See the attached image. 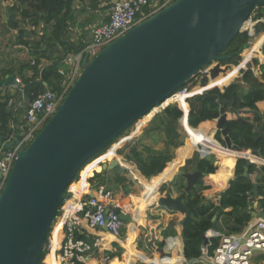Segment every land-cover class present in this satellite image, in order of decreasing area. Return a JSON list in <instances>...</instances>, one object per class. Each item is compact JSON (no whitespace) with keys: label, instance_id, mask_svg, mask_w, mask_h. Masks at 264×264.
<instances>
[{"label":"water","instance_id":"95a60500","mask_svg":"<svg viewBox=\"0 0 264 264\" xmlns=\"http://www.w3.org/2000/svg\"><path fill=\"white\" fill-rule=\"evenodd\" d=\"M259 5H264V0L172 1L93 58L84 56L82 71L57 112L27 146L17 136L4 144L11 132L0 135V146L17 145L19 150L0 193V264H39L48 232L69 196L66 189L81 167L205 68L214 65L209 75L203 76V82L227 74L232 65L225 61L242 55L264 33L263 14L261 24L254 26L243 47L223 53L237 34L245 30V22ZM261 51L264 52V42ZM16 77L11 74L5 85L16 83ZM230 84L236 88L231 99L222 102L217 129L221 130L226 145L233 147L225 107L229 106L239 116L234 104L241 96L243 83L235 79ZM257 127L256 140L264 138L263 121ZM234 149L239 150L237 146ZM250 152L264 158L261 149ZM245 157L238 155L237 159ZM118 163L114 160L107 167L112 169ZM252 166L262 172L248 160L245 175ZM201 175L199 170L183 173L186 186L181 194L174 197L168 193L157 202L158 206L174 210L170 202L177 198L176 202L182 203L195 190ZM257 192L256 187L251 190L249 204ZM251 215L264 217V212L253 211ZM121 217L130 219L126 215ZM216 218L217 215L213 216L211 227ZM208 235V232L203 235L204 247L210 243ZM149 244L160 258L168 257L165 247L154 246V239ZM202 260H206L203 252L188 261L194 264Z\"/></svg>","mask_w":264,"mask_h":264},{"label":"crops","instance_id":"0c3cea01","mask_svg":"<svg viewBox=\"0 0 264 264\" xmlns=\"http://www.w3.org/2000/svg\"><path fill=\"white\" fill-rule=\"evenodd\" d=\"M6 1L9 0H0V29H2L0 30V77L4 78L6 82V79L11 74H16V76L20 78L21 83L19 84L9 83L5 85L4 82V84L0 86V95L1 96L9 95L10 96L9 99H13L11 104H9V100L7 102V108L12 113L10 122L8 123L7 133L2 134L0 132V135L3 136H7L8 132H11L10 137L4 140V144L9 142L13 137L17 136L21 138L22 136L23 130L21 129L22 126H24L25 124L26 107L28 102L30 101L29 96H27L26 93L24 92V83L22 81V76L25 75L26 77H32L34 75V70L32 69V66L35 65L36 58L32 53L34 51L32 47V43L35 39L36 40L39 39V35L38 36L33 35L29 37L26 34H24L23 36L20 37V33L18 32L19 27L16 28L15 22L10 20V13L8 8V7H12L15 4V1L10 0L11 2L10 6L5 7ZM110 2L111 0H102L97 5L94 4L92 5L90 0L77 2L76 18L74 22L70 24L68 35H66L62 43H59L56 46L55 50L48 52L47 56L41 58L40 64L38 65L39 69L42 66L50 65L55 59H58L60 61V68H68V70H70L72 67H70V65L66 63L64 59L68 54L75 55L78 52L80 46L83 43V40L85 39L87 40L89 38V30L91 26L99 24L101 22L108 21L109 12H110ZM258 12L259 10L257 9L256 15ZM257 19L260 20V22H258L257 25L261 24V21L263 20V15L261 18H257ZM16 20L19 22L18 18ZM20 26L29 28L28 24H25V26L20 24ZM43 27H45V24H40L38 27L35 28V30L42 31ZM259 39L260 40H256L255 44H252V47L249 50H247V51L252 50L253 51L252 57L257 58L260 61V65L253 67L254 75L257 77H259L262 74L261 64H264V52L261 51V46L264 42V33L262 34V37H260ZM252 57L247 58L245 52V58L248 59V62L246 63V66H241L239 72L241 70V72L244 73L243 68H246L247 65L251 63ZM238 65H234L232 68H235V66ZM240 65L238 67H240ZM234 71L235 72H230L229 75L231 81L238 74V71L236 70ZM213 81L214 80H212L211 82ZM240 81H242V78ZM242 83L243 86L241 88V91L246 86L244 81H242ZM225 112L227 114L228 120L240 116H248V115L252 116L255 113L254 111L245 112V113H242L240 111L239 116H237L236 114L231 112L229 106L225 107ZM259 113L261 115H264L263 111ZM143 119L144 118L138 120L135 123L136 126L134 130H131L123 137H121L122 136L121 135L120 136L121 138L119 137L118 140L116 139L117 143H115L116 140L112 143L113 146L110 149L107 150L105 149L106 151L104 150L103 151L104 153H102L98 157L92 158L91 160L86 162L84 166H82L80 169L81 171L83 168L82 173L86 172L85 177H86V182L88 183V188L84 190L85 193L83 192L81 193L82 196L91 195L93 190H95L97 186L103 184L108 187H111L112 189L115 190V192H117V197L119 196L117 199L119 200V202H121L122 199L124 198H126V200H129V196L132 200L131 202H133V199L136 196V189L143 187V189L140 190L139 195L137 196L138 197L137 199L143 198V201L141 202L140 210L137 212L136 216L132 210L133 215L131 221L133 222L135 217L134 222L136 223L138 229H132L131 231H129L130 228H132V226H130L131 224L127 225L128 222L127 220L124 228L118 233H112L104 227L100 229H93L88 226L86 220L83 222V225L81 226L80 235L92 240L96 238L101 240V246H98L97 248H94L89 252H87L86 264H91L92 262H96L97 264H112V260L114 259H116L118 261V264H120L125 261V258H129V257H135V261L136 258L138 257L142 260H149L148 256L145 255L142 248L145 247L151 252H157L154 249V247H151L149 244V242L152 241L153 239H154V246L165 247L167 255L169 257V251L167 249L168 240L173 236L175 237L176 233L177 235L179 233V235L175 242V246L176 248L181 250V252H183L184 249V240L182 235L183 225H181V223L182 220L185 218L186 214L181 213L182 215L181 217L176 210H169L163 206H155L150 209L147 208V210L146 207L149 206V204L154 201L158 202L159 198L167 196L168 193L172 194L174 197H178L181 194V192L184 190V187L186 186V179L185 177H183V173L193 172L198 170L197 168L193 167L192 164H187L188 160L194 158L196 154H198L201 158H205V156H202L197 150L196 143L202 142L203 144L210 145L215 150H218V152H213L214 154L210 153L206 155V157L207 156L215 157L216 159L215 164L218 167L216 174H209V175H217L219 178V181L216 179L217 181L216 185L214 184L211 186V188L207 187L206 189L203 190V195L206 197L207 201H211L212 199L213 200L218 199L221 191L226 190L228 188L229 180L234 177L232 173L230 176L228 174L230 173V168H233L235 158H237L238 155H245L248 157L245 158L251 161H253L254 159L255 153L250 152V149L248 150L234 149L235 145L233 143H232L233 147H228L226 145L225 139L221 134V130L217 129L218 119H214L212 121H207L204 123L202 127L206 129L207 132L203 130L202 127L200 129H197L202 135L206 137L208 136L209 141L206 140L205 138L199 139L197 141L194 139V136H192L190 132L187 130L191 135L190 138L183 124L179 121V132L181 134L179 138L180 144L175 147L165 146L164 133H162V139H161L162 141L158 145L156 143V139L159 138L157 137L158 134L151 132L153 133V135H151V133L150 135L153 137V141L155 143L154 145L148 144V141L151 140V137L148 136L147 139L146 138L144 139L143 131L145 128L151 125V122L154 118L152 119L149 118V120L143 126H141L139 125V123L143 121ZM17 130H18V135L16 134ZM192 130L194 129L192 128ZM197 135L199 136V134ZM141 136L143 137V141L141 142L143 143V145L142 146L137 145V142L135 145L137 146L139 153L142 152L144 156L150 154V152L146 151V148L148 146H151L153 151L167 150L172 154V159L167 163L166 168L161 173L154 175L152 177H145L141 174L135 162L136 158L131 153L132 146L130 147V143H135L134 140L137 137H141ZM1 147H4V145L0 146V148ZM120 150H123V152L119 153ZM230 152H232V154H230ZM176 159H178L177 160L178 162L177 164H175L174 172L172 173V175H168V172L170 170V165L173 164ZM114 160L119 161V163L116 166H114L112 169L107 167ZM96 165L99 167L100 170H98ZM105 166L107 167L106 169L104 168ZM118 167L121 170V172H118L117 170ZM258 167H260V169L262 170L261 173L257 172V170L254 168L250 174L251 180L257 187L262 183V177H264V170H263L264 166L259 165ZM124 171H126L125 172L126 174H123ZM220 172L222 174L218 175ZM78 173L79 176L77 178L80 177V172ZM96 173H99L100 176L96 177L95 175ZM133 173L137 175L139 179H141V181L137 182L134 178ZM203 174L206 176L205 173H202V175ZM122 186L126 193L123 192L121 188ZM260 198L261 196L258 195L257 192L255 194V200L251 202L248 206L249 212L262 211V209H260L259 207ZM184 204L186 206L185 201ZM121 205L124 207L123 204ZM128 205L130 204L128 203ZM148 213L151 215L148 217L149 219H147ZM260 216L261 215H258L257 217H252L250 222L244 227V229L241 232H245L248 229V227L251 224L255 223L257 218ZM143 221H145L146 223L145 222L143 223ZM170 227H173L175 231L170 235H166L165 232ZM142 228H144L147 231V233L145 234L146 243L144 242V245L143 243H140L138 241L140 229ZM215 233L217 235H225L224 233L217 231L214 228V224H213V227L208 231L209 242L210 239L214 236L213 234ZM117 245L119 246L121 245L127 250L126 254L124 255L125 258L122 256V253H119L117 251L118 250ZM138 248L140 249V251H137ZM105 252H110L113 255L108 256L104 254L105 258L99 259L98 258L100 257L99 255ZM161 259L162 258L157 257L155 263L160 264ZM185 261L188 260H185V258L183 257V253H181V255L176 258H171V259L165 258L163 264H183V262ZM50 264H56L55 259L52 255L50 256Z\"/></svg>","mask_w":264,"mask_h":264},{"label":"trees","instance_id":"16d2710c","mask_svg":"<svg viewBox=\"0 0 264 264\" xmlns=\"http://www.w3.org/2000/svg\"><path fill=\"white\" fill-rule=\"evenodd\" d=\"M14 1L15 4L12 7H9L10 20L15 22L16 28L19 27L18 32L20 33V37L24 34L29 37L39 35V39L36 40L34 38L35 40L32 43L34 50L32 53L36 58V63L32 66L34 75L32 77H26L25 75L22 76L24 92L29 96L30 100H32L36 95L47 89H52L54 91L60 90V85L63 80V76L59 72L60 61L55 59L50 65L42 66L40 69L38 65L40 64L41 58L47 56L48 52L55 50L56 46L59 43H62L66 35H68L70 24L73 23L76 18V3L83 2L84 0ZM101 1L102 0H90L92 5H97ZM258 10L257 18H261L264 12V5H259ZM17 18L19 19V22L16 20ZM19 23H27L29 28L22 27ZM40 24H45V27L42 28V31H36L35 28ZM249 38L250 35L248 31L243 30L239 32L223 53L227 54L237 51L249 41ZM243 54V60L240 63V67L232 68V70L228 71L225 75L220 74L213 82H211V86L215 87L210 88L201 95H196L188 99L190 107L188 124L192 128L202 127L205 122L212 121L220 116L222 102L224 100H230L236 88V85L234 84L228 85L231 82L229 78L230 72H235L234 70L238 71L241 66H246V63L248 62V59L245 58V53ZM241 59V55H236L225 61V63L238 65ZM257 65H260V61L257 58H254L248 65V69L244 71L242 81H244L246 86L242 89L241 96L236 98L234 104L239 112L241 111L242 113H245L254 111L255 113L252 116L235 117L229 120V125L231 128L230 138L235 146L241 150L261 149L262 157H264V138L258 140L255 139L259 135L257 124L260 121H264V115L259 113L263 111L264 114V64H261L262 74L259 77L255 76L253 72V67H256ZM4 82V78L0 77V86L3 85ZM196 82V78H193L188 84H195ZM203 85H207V82H203ZM223 86L225 87L221 88ZM9 98V95H0V132L2 134L7 133L8 123L12 116V113L7 108ZM151 113L144 116L143 121H141L139 125L143 126L153 114ZM182 116L183 111L181 108L177 104H173L152 120L151 124H155L152 128V132L158 134L157 137H159L156 139L157 144L162 141V133L165 135L164 142L166 147H175L180 144L179 138L181 134L179 132V120ZM154 121L156 122L154 123ZM192 128L189 127V130L195 140L198 141L199 139L204 138L208 140L206 136L202 135L198 130H192ZM202 129L207 132L203 127ZM16 134L18 135V130ZM197 134H199L200 137ZM103 151L97 156L101 155ZM146 151L150 152V154L144 156L142 152L139 153L136 145L131 147V153L136 158V165L141 174L145 177H152L161 173L166 168L167 163L172 159V154L167 150L153 151L152 147L148 146ZM122 152L123 150L119 151V153ZM178 159L170 165L168 175H172L174 172L175 164H177ZM215 161L216 159L213 156L201 158L196 154L194 158L187 162V164H192L193 167L206 174V176L201 175L198 178L197 187L193 192L189 193L184 200L189 215L182 227L184 240L183 255L188 260L191 258H198L202 255V249L204 246L203 235L212 228L211 224L213 216L218 215L216 221L213 223L214 228L225 235L230 233H240L244 229L252 219L251 212L248 211V204L250 192L254 187L258 189V195L261 196L259 207L264 212V177H262V183L257 187L250 178V174L254 167L252 166L250 168L248 175L244 174L248 162L247 158H235L234 166L233 168H230V173L228 174L230 176L232 173L234 177H230L231 179L229 180L228 188L221 191L218 199L207 201L206 197L203 195V190L207 187L211 188L214 184L216 185V179L219 181L217 175H209L216 174L217 172L218 167L215 164ZM96 167L100 170L97 165ZM117 170L119 172V167ZM221 174L222 173L220 172L218 175ZM95 175L96 177L100 176L99 173H96ZM121 188L123 192L126 193L123 186ZM142 201L143 198L137 199L136 207L133 209L135 216L140 210ZM177 212L182 217L181 212ZM134 221L131 223L130 226H132V228H130L129 231L132 229H138ZM50 231L51 229L48 232L46 245L48 243ZM174 231V228L170 227L165 234L170 235ZM178 235L176 233V236H173L174 238L172 237L168 240V259L179 257L182 253L181 250L175 246ZM220 240V236H213L210 239V255L213 254L215 248L219 245ZM117 247L120 252H122L123 248L119 245H117ZM46 254L47 248H44L39 264H44L43 261ZM104 254L108 256L113 255L110 252H105L101 255ZM48 263L50 264V256L48 258ZM120 264H135V257L125 258V261Z\"/></svg>","mask_w":264,"mask_h":264},{"label":"built area","instance_id":"2783aa9c","mask_svg":"<svg viewBox=\"0 0 264 264\" xmlns=\"http://www.w3.org/2000/svg\"><path fill=\"white\" fill-rule=\"evenodd\" d=\"M172 1L174 0H111L108 21L91 26L89 38L83 40L78 52L75 55L68 54L64 59L72 68L70 70L68 68L59 69L60 74L63 76L60 90L47 89L28 102L25 124L21 129L23 130L20 138L22 144L27 146L45 123L57 112L64 97L82 71L81 62L84 56H88L89 59L93 58L106 45ZM257 9L258 6L255 7L245 22L244 31H248L249 35L253 33L254 26L260 22L256 15ZM213 66L205 68L196 75L194 77L197 80L195 84H187L173 92L160 106L151 111L153 114L150 112L152 114L150 118H155L170 105L177 104L183 111V116L179 121L187 131L182 120L186 116V123H188V113L190 111L188 99L201 95L210 88L215 87L211 86V81L207 82V85H203L202 81L203 76L209 75V71ZM16 83H21L20 78L16 77ZM12 101L13 99H9V104ZM193 129L197 130L199 128ZM187 134L191 138L188 131ZM196 147L199 153L205 157L210 153L218 152L212 146L202 142L196 143ZM18 151L17 145L11 148H0V193L7 183ZM254 155V163L257 166H264V158H260L257 154ZM85 174L86 172H81L80 177L66 189L69 196L60 207L58 216L51 227L48 243L45 244L47 254L43 261L44 264H49L48 258L51 255L54 257L56 264H86L87 252L101 246V240L98 238L92 240L80 236L81 226L85 220L90 228L100 229L106 227L112 233H118L126 224V220L121 217V215H125L126 208L117 199V192L114 189L102 184L97 186L91 195L82 196L81 193H85L84 190L88 188ZM134 178L139 180V177L135 174ZM213 235L221 237L220 243L213 254L208 255L210 243L202 249L203 254L211 264H264V217H258L255 223L251 224L245 232L230 233L228 235H217L215 233Z\"/></svg>","mask_w":264,"mask_h":264},{"label":"rangeland","instance_id":"374dc122","mask_svg":"<svg viewBox=\"0 0 264 264\" xmlns=\"http://www.w3.org/2000/svg\"><path fill=\"white\" fill-rule=\"evenodd\" d=\"M10 4H11V2H10V0L9 1H6V5H5V7H7V6H10ZM9 8V7H8ZM3 11V10H2ZM25 24H27V23H22V25L23 26H25ZM0 30H2V29H0ZM257 40H260V39H257ZM255 42H256V40H255ZM255 42L253 43V44H255ZM251 47H252V45H251ZM247 50H249V49H247ZM245 52H246V50H245ZM244 52V53H245ZM243 55L244 54H242L241 55V61L239 62V65H240V63L242 62V60H243ZM253 58H255V57H252V59ZM259 60V59H258ZM232 65V67L234 66L233 64H231ZM238 65V66H239ZM238 66H235V67H238ZM248 69V65H247V67L246 68H243V70L244 71H246ZM243 75H244V73H242L241 72V70H240V72H239V70H238V74H237V76L236 77H234L233 78V80H241V78L243 77ZM227 86V85H226ZM225 86H223L222 88H224ZM156 121H154V123H155ZM152 123V122H151ZM155 124H151V125H149L147 128H145L144 129V131H143V136H144V139L146 138L147 139V137L148 136H150L151 137V140H149L148 141V144H152V145H154V141H153V137L151 136V135H153V133H151L152 132V128H153V126H154ZM135 126H136V124H133L130 128H128L123 134H122V136L121 137H123V136H125L127 133H129L131 130H134L135 129ZM201 128V126L199 127V129ZM150 133H151V135H150ZM120 137V138H121ZM157 138V137H156ZM118 140V139H117ZM117 140L115 141V143H117ZM143 141V137L141 136V137H137L135 140H134V142L135 143H130V147L131 146H133V145H135L136 144V142H137V145H140V146H142L143 145V143H141ZM131 142V141H130ZM145 142H147V141H145ZM145 142H144V144H145ZM114 143V144H115ZM141 143V144H140ZM159 145V144H158ZM113 146V144H111L110 146H108L107 148H106V150L107 149H110L111 147ZM105 150V151H106ZM104 153V152H103ZM194 153H196V152H194ZM98 157V156H97ZM94 158V157H93ZM82 170H83V168H82ZM82 170L81 171H79L80 173L82 172ZM119 172H121V170L119 169ZM126 171H124V173L123 174H126L125 173ZM134 172V171H133ZM79 176V173H78V175L76 176V178L74 179V181H76ZM137 182L138 181H141V179H135ZM111 188V187H110ZM143 189V187L142 188H137L136 189V196H135V198L133 199V202H131L132 200H131V198H130V196H129V200H126V198H124V199H122V201L120 202L121 204H123L124 205V208H126L125 209V211H126V213H125V215L126 216H129L130 217V219L129 220H127L128 222H127V225H129V224H131V220H132V215H133V213H132V210H133V208L136 206V202H137V196L139 195V192H140V190H142ZM145 190V189H144ZM119 197V196H118ZM117 197V198H118ZM128 198V197H127ZM128 203L130 204V205H128ZM151 204V203H150ZM155 206H158V203L157 202H152V206L151 207H149V206H147L146 207V210H147V208L148 209H150V208H153V207H155ZM149 216H151L149 213H148V215H147V219H149L148 217ZM145 221H143V223H144ZM146 223V222H145ZM171 224V223H170ZM147 233V231L144 229V228H142V229H140V234H139V237H138V241L140 242V243H143V245H144V242L146 243V239H145V234ZM121 246V245H120ZM122 248H123V250H122V252H120V250H119V248H117L118 250V252L119 253H122V256L125 258V254H126V249L123 247V246H121ZM142 250H143V252L145 253V255L146 256H148V258H149V260H142V259H140L139 257L138 258H136V261H135V263L136 264H145V263H148V264H156L155 263V260H156V258L157 257H160V254L158 253V252H151L150 250H148L147 248H145V247H143L142 248ZM141 250V251H142ZM137 251H140V249L138 248V250ZM154 253V254H153ZM208 255L209 256H211L209 253H208ZM100 257H98L99 259H102V256H103V258H105V255H99ZM205 258H206V260H202V261H199V262H196V264H209V260H208V258L205 256ZM107 259H108V257H107ZM183 264H190L189 263V261H185V262H183ZM195 264V263H194Z\"/></svg>","mask_w":264,"mask_h":264},{"label":"bare ground","instance_id":"6f19581e","mask_svg":"<svg viewBox=\"0 0 264 264\" xmlns=\"http://www.w3.org/2000/svg\"><path fill=\"white\" fill-rule=\"evenodd\" d=\"M252 55H253V51L251 50V51H247L246 50V56H247V58H251L252 57ZM183 121H184V123H185V127H186V129L190 132V130H189V127H190V125L188 124V123H186V116H184V119H183ZM232 152H230V154H231ZM166 196H164V197H161V198H159V200L160 199H162V198H165ZM176 199L177 198H174L173 199V202H170V206H172L173 208H174V210H177V211H179V212H181V213H184V214H187V208H186V206H185V204H184V201L182 200V203L180 202H176ZM159 200H158V202H159ZM184 205V206H183ZM183 221V220H182ZM164 263V259H161V263L160 264H163ZM91 264H97L96 262H92ZM112 264H118V261L116 260V259H114V260H112Z\"/></svg>","mask_w":264,"mask_h":264},{"label":"flooded vegetation","instance_id":"af4514ba","mask_svg":"<svg viewBox=\"0 0 264 264\" xmlns=\"http://www.w3.org/2000/svg\"><path fill=\"white\" fill-rule=\"evenodd\" d=\"M191 128V127H190Z\"/></svg>","mask_w":264,"mask_h":264}]
</instances>
